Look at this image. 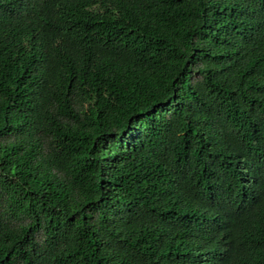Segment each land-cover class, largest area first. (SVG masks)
I'll use <instances>...</instances> for the list:
<instances>
[{
  "label": "trees",
  "instance_id": "16d2710c",
  "mask_svg": "<svg viewBox=\"0 0 264 264\" xmlns=\"http://www.w3.org/2000/svg\"><path fill=\"white\" fill-rule=\"evenodd\" d=\"M0 264H264V0H0Z\"/></svg>",
  "mask_w": 264,
  "mask_h": 264
}]
</instances>
